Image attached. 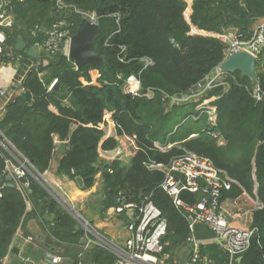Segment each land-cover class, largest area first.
I'll return each mask as SVG.
<instances>
[{
	"label": "trees",
	"instance_id": "1",
	"mask_svg": "<svg viewBox=\"0 0 264 264\" xmlns=\"http://www.w3.org/2000/svg\"><path fill=\"white\" fill-rule=\"evenodd\" d=\"M26 2L35 4L31 20L58 17L56 20L66 19L75 29L84 18L77 10L95 12L102 29L96 49L104 63L78 69L72 59L59 51L45 66L52 71L48 81L39 77L37 69L26 73L21 94L7 103L0 120V130L14 147L37 171L44 172L52 162L54 136L68 138L60 169L81 176L89 187L98 172L99 145L104 138L100 125L105 114L113 112L119 134L135 135L139 149L128 164L122 165L116 160L111 168H105L104 184L111 202L117 203L119 193L128 202H139L143 196L150 195L168 222L165 252L173 256L178 245L189 244L188 222L171 197L159 187L164 172L148 164L167 166L184 152H195L211 159L233 179L222 198H234L245 191L262 203L263 207L254 211L252 227L256 233L251 246L233 264H264V71L261 69L264 63H257L255 81L240 71L222 72L223 83L211 88L200 101L172 102L179 94H189L225 59L226 46L209 33L232 26L241 33L251 34L254 24L264 18V0H65L63 8L56 1L26 0L15 5ZM193 29L197 32L193 33ZM10 30L7 44L22 55L21 74L25 65L49 56L47 51H42L37 58L16 51L19 33L10 34ZM26 34L24 38L29 45L40 42L44 36L43 32L35 35L33 29H28ZM95 68L105 81L103 85L91 83L90 70ZM133 75L140 82L137 94L129 92L127 83ZM55 78L60 88L49 91L48 86ZM213 98L211 105L217 108L218 114L216 124L207 123L202 116L196 120L187 116L203 99ZM168 106L172 109L167 110ZM178 108L189 113L183 114L185 123L171 134L174 128L170 130L169 118L180 116L182 112ZM191 121L206 124L195 131L189 126ZM214 131L219 132L225 143L219 144L212 135ZM156 141L162 145L174 144L168 150H161L154 146ZM117 146L118 141L112 137L103 142L106 150ZM5 156L8 153L0 157V177L5 182L0 189V264L10 252L14 236L24 221L27 202L34 206L37 203L44 207L55 205L49 200V191L33 174H27L29 192L25 195L17 187L8 186ZM183 196L190 202L201 198L199 193ZM59 216L65 226L76 222L67 212ZM96 254V263L115 264V257L106 251L98 249ZM202 254L214 264H229L228 255L214 243L203 245ZM190 258L188 255L187 260Z\"/></svg>",
	"mask_w": 264,
	"mask_h": 264
},
{
	"label": "built area",
	"instance_id": "2",
	"mask_svg": "<svg viewBox=\"0 0 264 264\" xmlns=\"http://www.w3.org/2000/svg\"><path fill=\"white\" fill-rule=\"evenodd\" d=\"M25 1L0 0V100H3L4 104L9 101L10 91L14 85L20 88L26 73L34 69V63H31L27 66L25 74L17 77L16 69L8 61L10 54L6 50L8 43L7 34L14 23L13 15L9 12V8L16 3H24ZM189 1L191 2L193 0ZM84 17L98 21V17L94 12L84 13ZM57 21V26L54 29L44 31L47 35L48 47L54 48L63 45V48L68 50L70 40L74 33L72 25L68 23V27L64 28L63 26L67 20L61 19ZM227 31L222 30L217 35L214 32L209 34L215 37L226 38L229 42V46L226 49L229 52L245 50L255 55L257 59L262 57V51L264 49V22L257 25L251 36L246 39L238 37L237 31L236 36L234 34L230 36L226 33ZM192 32L196 33L197 30L193 29ZM240 35L244 37L242 34ZM66 54L68 56V53ZM19 58L22 60L21 54H19ZM216 71L218 76H216L215 80L222 74L219 68ZM6 72L9 75L5 74ZM135 77H131L133 87H129V91L133 94H137L140 88L139 79L137 76ZM57 80L54 79L49 85V91L53 89ZM206 82L205 80L198 83L196 85L198 88L197 91L193 92L189 97H199L204 94L201 92H204L205 89H210V81L207 84ZM258 98H260L259 95ZM206 109L210 114L216 115L215 108L211 109L210 107H206ZM3 110L2 105L0 107V116L4 113ZM212 135L217 139L220 137L217 131H214ZM126 137L133 147L130 153L134 155L139 149L137 142L134 136L128 135ZM154 146L161 150H168L173 145H162L157 141L154 142ZM25 162H29L32 171L34 170L36 172L32 162L27 159H25ZM26 163H21L13 168L6 167L4 170V173L7 176H11L17 184H20L21 177H26V182L23 183L25 189L29 185L27 174L31 172L26 167ZM148 165L152 169H158L164 172V177L159 187L171 197L175 207L187 219L190 230L188 242L191 258L187 260L186 264H202V262L207 264L206 255L202 254V247L203 245L211 243L216 244L228 255L229 264H233L238 257L243 256L248 251L255 236L256 229L254 227H239L230 222L228 218L230 212L223 205L222 197L223 193L231 188L233 179L225 170L218 168L211 159L192 151H186L184 154L173 158L167 166L163 163H150ZM186 193H199L201 194V198L197 202H190L185 200L183 196ZM253 198L255 203L254 211L261 209L263 207L262 203L257 197L253 196ZM63 201L68 206L70 205L67 200L63 199ZM70 206L73 207L72 205ZM113 212L114 214H125L128 217L126 228L129 236L124 243H110L109 241L102 240V238L93 240L88 238V242L113 251L116 255V264H171L170 260H172V256L165 252V246L167 244L165 239L169 231L168 222L150 195L143 196L139 202H128L119 193L117 196V204L113 207ZM186 213L188 214L186 215ZM76 218H78L77 212ZM79 222L88 231H91V224L87 220L82 219ZM197 224L206 225L209 229L213 230L215 232V238L209 241L197 240L195 237V226ZM61 260L62 258L59 255H51L50 261L52 263L57 264Z\"/></svg>",
	"mask_w": 264,
	"mask_h": 264
},
{
	"label": "crops",
	"instance_id": "3",
	"mask_svg": "<svg viewBox=\"0 0 264 264\" xmlns=\"http://www.w3.org/2000/svg\"><path fill=\"white\" fill-rule=\"evenodd\" d=\"M262 22H264V18L257 21L253 28ZM74 29L75 28H73V32L75 31ZM236 31L240 32L238 30ZM251 32H253V30ZM251 34H248V36H251ZM257 60L258 62L264 63V49L262 51V57ZM5 74H7V72ZM7 75H9V73ZM90 76L91 83L100 85L99 70H90ZM21 91L22 90L17 85H14L10 91L11 95L9 101L21 94ZM213 100L215 101V98H213L212 101ZM7 103L4 104V101L0 100V107L3 105L4 109V113L0 116V120L5 114ZM213 107L216 109V115H214L216 118L215 123L213 124H216L218 115L217 108L213 105L210 108L214 109ZM109 113L110 112H107L105 114L104 121L100 125V128L104 132V138L99 145V150H101L99 152L102 155L108 153L111 155L114 151L113 149L108 152H105L106 149L104 151L103 142L105 139L113 137L120 142L127 141L130 143L126 137L128 135L119 134L117 122ZM73 127H75V125H73ZM192 135L190 138L196 136L194 134ZM129 136H134L136 138L135 135ZM68 141V138L61 139L59 135H55V151L49 168L44 172L36 170L40 176L41 183L49 191V200L53 201L55 205L44 207V204L37 203V206H34L32 202H28L27 211L24 215V221L14 236L10 252H8V254L2 259V264H54L50 261L51 255H59L62 258V260L57 264H98L96 263V252L98 249L104 250L103 247L94 246L92 243L88 242V238L95 239V236L89 237L83 224H80L81 222H79L75 216L71 215L64 209L62 204L59 202L58 197L59 199L67 200L70 205L78 210V213L82 217L84 216L82 210L84 211V207L86 206L85 213L86 217L89 219L88 221H90V223L94 226L95 231L106 241L115 244H122L128 238L129 232L126 228L128 217L125 214H114L113 207L117 203L115 204L114 202H111V195L106 191L105 184L103 187H100L99 192L96 191L95 181L101 173L98 171L97 173L99 174L95 176L94 183L91 186L86 187L85 185L81 186L79 184L77 181L78 176L73 175V173L68 174L60 169V160L62 159V155L64 153L60 152L58 149L60 146L65 145L67 151L66 144ZM218 141L219 144L225 143V140L221 136ZM7 146L12 148L19 155L22 154L0 130V157L4 156L5 153H8V156H5V168H13L20 163L14 159V156L11 155V153H9ZM132 150L133 147L130 149V152H132ZM21 157L24 158V160L27 159L24 155ZM6 182L8 181L6 180ZM17 188L24 195L29 192V185L28 188L25 189L23 183L21 182L20 184H17ZM93 192H95V195L91 194ZM91 196L93 197L92 200H90ZM222 199L223 205L230 212L228 218L232 224L239 227L253 226L255 203L252 195L244 191L237 197H225ZM63 211L67 212L68 215L76 221L73 225L65 226L59 216V214ZM45 215H49L50 218H45ZM52 215H54V218H51ZM13 247L19 249L18 254L12 251ZM239 258L240 257H238V260L240 261L242 258Z\"/></svg>",
	"mask_w": 264,
	"mask_h": 264
},
{
	"label": "rangeland",
	"instance_id": "4",
	"mask_svg": "<svg viewBox=\"0 0 264 264\" xmlns=\"http://www.w3.org/2000/svg\"><path fill=\"white\" fill-rule=\"evenodd\" d=\"M56 2L59 3V8H63L66 5V4L63 3V2H65V0H56ZM34 7H35V4H33V3L30 4V3H27L26 2L25 5H22V6H20V5L19 6L13 5L11 8H9V12L12 13L13 19H14V23H13V26L11 27L10 34L12 32L13 33H19V36H23V37L25 36V37H27L26 32H27L28 29L29 30L33 29V33L35 35H37V33H40V32H43L44 33V36L42 37V39L39 40L40 42H37V43L40 44L39 54L42 51H47V52H49V56L47 58H45V59H38V60H36L33 63H34V69H37L39 71V77H41V79H44L45 81H48L50 79L51 75H52V71L50 69H47L45 66L48 65L49 60L51 59V57H55V56L57 57V55L59 54V51H61L62 53L66 54V53H68V50L66 48L65 49L64 48L61 49L60 48L61 46L60 47H54V48H49L48 47V44H47V35H46V33L44 31L47 30V29H54L57 26V22L58 21L56 19H58V17L57 18L55 17L53 19H44V20L36 19V20H31L32 18H30V15H32V12L34 11ZM77 11H80V13L84 16V13L80 9L77 10ZM68 25L69 24L66 21V23H65V25L63 27L64 28H67ZM255 28H253V30ZM236 30H238V28L230 26L228 29H226L224 31H227L226 33L229 34L230 36H232L233 34H234V36H236ZM218 32L220 33L221 31H218ZM218 32H215V34L217 35ZM240 34H243L245 37H242ZM248 34L249 33H244V32L241 33V32H238V37L246 39V38H249L250 37V36H248ZM7 35H8V39H9V33ZM217 38L226 47L229 46V42H228V40H226V38H224V37H217ZM9 47H10V45L7 44L6 50L10 54V57H9L8 61L11 62L12 67H14L16 69V76L18 77L19 75L25 74L26 69L24 70V73H23V71H22V74L20 73V69L19 68L21 66L22 61L19 58V54H16ZM29 64L26 65V68H27V66ZM40 68H44V70H41L40 71ZM95 69H97V68H95ZM261 69H262V71H264V65H263V67ZM135 76L136 75H133V78H136ZM216 76H218V74H217V71L215 70V71H213L212 73H210L205 78V80L207 81L206 84L210 81L209 82L210 89L213 88L214 86L218 85V84L223 83V82H221L222 79H223L222 74L219 75L218 80H215L216 79ZM205 80H203V81H205ZM104 83H105V81L99 79V84L100 85H103ZM127 83L129 85V87H133V83H132L131 78L128 79ZM210 89H208V90L205 89L204 92H201V93H204V94L201 95V96H199V97H189L193 93L192 92L190 95L189 94L184 95V96L182 95L183 96L182 98H179V97L176 98L175 97V99L172 102L179 103V104H183L185 102H187V103L188 102H198V101H200L203 97H205L208 94V91ZM211 101H212V99H203L201 101V103L199 104V106L197 108H195L193 110V112L191 111L192 113H190V114H188L189 111L187 113H185V109L184 108H178V112H182L181 114H179L180 116L177 117L178 120L177 119H174L173 116L171 118H169V127H170V130L174 128V130L171 131V134H174L176 132V130L179 129L181 127V125H183V123H185L186 117L183 114H188L187 116L188 117H191L192 120H196L197 118H200V116H202L203 119H205L207 123H209V122L210 123H215V118L216 117L214 115L210 114V112L207 111V109H206V107H211L212 106L211 105ZM65 102L67 104H69V101L67 99L65 100ZM171 109H172L171 106H168L167 107V110H171ZM54 110H56V108H54ZM109 114L112 116L113 115V112H110ZM204 125L202 126V124L194 123L193 121H191L190 124H189V126L191 127L192 130H198L200 127L204 128ZM194 135H196V133ZM135 140H137V138H135ZM169 144L173 145L174 143L173 142H170V143H168L166 145H169ZM7 147H8L7 149L9 151V153H11V155L14 156V159L16 161H18L20 164L21 163H26L25 160H24V158L21 157V156H23L22 154L19 155L12 148H10L9 146H7ZM130 149H132V145L129 142H127V141L126 142H120V141H118V146L113 149L114 151H113V153H111V155L109 153L108 154H105V155L104 154L102 155L99 152V158H98L97 168H98V171L101 174H99V173H96L95 174V176L99 174V176L97 177V180L95 181L96 182V189H97L96 191L97 192H99L101 186L102 187L104 186L103 180L105 178V175H104L105 168H111L110 167L111 164L114 161H116V160L122 162V165L128 164L129 161H130V159H131V157H132L131 156L132 154L130 153ZM110 150L112 151V149H108L106 151L104 149L105 152H108ZM99 151H101V150H99ZM26 165H27L26 167L31 170V172H29V173L35 175V177H37L38 179H40V176L38 175V173L35 172L34 170L32 171L31 164L29 162H27ZM91 194H94L95 195V192H93ZM94 195H93V197H94ZM93 197L91 196L90 197L91 198L90 200H92ZM58 200H59V197H58ZM90 200H88V201H90ZM28 202H27V204H28ZM59 202L62 204V206L64 207V209L67 212H69L71 215H73V216L76 217V212L78 213V210L76 208H73L70 205L68 206L66 204V202L63 201V199L62 200H59ZM86 203H87V201H86ZM27 207H28V205H27ZM26 211H27V208H26ZM85 211H86V206L84 207V211L82 210V212L84 213V216L82 218H81V216L78 213V218H76L78 221H80L82 219H85L87 221L89 220L86 217ZM79 216H80V218H79ZM88 222L90 223V221H88ZM84 229H85L86 233L89 235V237H94L95 236V239L102 238L95 231L94 226L92 224H91V228H90L91 231H88L86 229V227H84ZM102 240L106 241L103 238H102ZM94 246H96V244ZM100 247H102V246H100ZM103 249L109 255H112V256L115 257V264H116V255L113 253V251H111L110 249H108L106 247H103ZM189 251H190V245L188 243H183V244L178 245L175 248V250L173 251V256H172L171 264H186L187 263V257H188V255H190L189 254ZM207 257L208 256L206 255V258ZM207 260H208V264H214L211 258H209V259L207 258ZM198 264H200V263H198Z\"/></svg>",
	"mask_w": 264,
	"mask_h": 264
},
{
	"label": "water",
	"instance_id": "5",
	"mask_svg": "<svg viewBox=\"0 0 264 264\" xmlns=\"http://www.w3.org/2000/svg\"><path fill=\"white\" fill-rule=\"evenodd\" d=\"M40 3H50L56 0H36ZM102 32L100 23L98 21L91 20L90 18L84 17L82 21L78 24L75 32L70 40L68 48V57L72 59L78 69H81L85 65H96L100 66L104 63V58L96 49V43ZM63 49V45L60 47ZM16 51H23L28 53L31 57L37 58L40 51V44L35 43L30 46L23 36H18L15 46ZM226 57L220 64L219 69L221 72H235L240 71L243 76L249 77L252 81L257 79V57L252 53L242 50V51H231L225 50ZM54 89L60 88V83L56 82L53 87ZM197 86L189 92L197 91ZM182 98V94L178 95ZM60 152H66V146L62 145L58 149ZM7 185L11 187H17V183L13 181L11 176L6 177ZM77 181L81 186H84V180L81 176L77 177ZM21 183L26 182V177L20 178ZM4 181L0 177V188L4 186ZM188 213H186L187 215ZM45 218H50L49 215H45ZM54 218V215L51 218ZM195 237L197 240L209 241L215 238V232L209 229L206 225L197 224L195 226ZM14 253H19V249L16 247L12 248ZM240 257L239 259H241Z\"/></svg>",
	"mask_w": 264,
	"mask_h": 264
},
{
	"label": "bare ground",
	"instance_id": "6",
	"mask_svg": "<svg viewBox=\"0 0 264 264\" xmlns=\"http://www.w3.org/2000/svg\"><path fill=\"white\" fill-rule=\"evenodd\" d=\"M128 144V143H127ZM129 148V147H128Z\"/></svg>",
	"mask_w": 264,
	"mask_h": 264
}]
</instances>
